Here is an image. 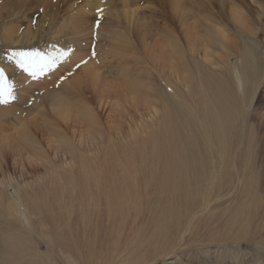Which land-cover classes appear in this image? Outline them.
Returning <instances> with one entry per match:
<instances>
[{"label": "bare ground", "instance_id": "6f19581e", "mask_svg": "<svg viewBox=\"0 0 264 264\" xmlns=\"http://www.w3.org/2000/svg\"><path fill=\"white\" fill-rule=\"evenodd\" d=\"M118 1L122 4V14L113 4ZM86 2L87 12L82 11V22L72 28L75 37L66 43L65 49L58 48L47 55L60 57L67 53L56 63H64L71 59L72 51L84 49L83 41L92 28L87 22L90 15L106 14L113 20V25L109 26L118 29L120 17L124 16L131 23L136 14L137 0ZM174 5L175 9L179 8L178 3ZM72 7L70 4L65 10ZM239 15L241 13L231 10L234 22ZM54 19L55 16L49 19V25H54ZM142 28L135 30L134 35L142 46H147L152 31L144 24ZM208 31L211 41L226 40L223 29L209 27ZM97 33L132 44L127 34L112 28H101ZM163 53L186 69L190 58L194 63L192 74L199 81L193 90L185 92V88L173 86L169 79L163 80L165 86L161 91L166 89L167 94L161 96L164 97L162 117L157 125L146 128L148 132L144 130L145 137H139L130 146L116 147L115 137L106 132L101 122V108L97 109L101 99L96 100L95 94V108L86 103L80 108L85 116L84 129L78 139L63 136V141L55 144L52 157L40 145L32 143V151L41 156L44 179L36 181L37 189L30 194L23 193L30 183L21 187L11 179L2 182L0 197L7 198L6 211L17 216L23 225L21 229L27 231L13 237L8 229L1 230L0 264H150L157 255L164 254L183 239V234L202 211L234 203L237 178L244 181L247 196L232 208L229 218L221 224L218 241L229 240L240 252L251 250L255 258L264 262V187L246 182L252 133H247L249 127L244 116L240 117V129L235 123L236 98L245 99V92L251 91L240 65L246 57L251 65L250 75L246 76L253 80L258 70L252 62L254 55L244 52L235 64L227 57L224 65L218 66L208 55L201 60L194 57L193 50L187 53L179 41H169ZM57 67L55 64L43 74L50 76ZM83 72L86 78L84 81L78 78L73 89L82 92L90 86L95 91L102 75L95 67ZM130 74L127 84L130 91H152L155 76L151 69ZM51 91H60L47 96L52 111L65 120L69 94L61 92L65 91L63 88ZM10 187L18 199L9 196ZM128 221L144 224L135 232L142 236L144 243L119 244V236ZM105 222L109 226L103 228ZM129 251L132 254L125 256ZM233 260V264L241 262L239 256ZM246 263L249 262L244 260L241 264Z\"/></svg>", "mask_w": 264, "mask_h": 264}, {"label": "rangeland", "instance_id": "374dc122", "mask_svg": "<svg viewBox=\"0 0 264 264\" xmlns=\"http://www.w3.org/2000/svg\"><path fill=\"white\" fill-rule=\"evenodd\" d=\"M86 1L0 0V69L4 70L6 80L13 86L15 96L9 103L0 104V192L3 191L2 182L7 179L21 187L30 183L31 186L23 191L24 194L37 189L36 181L44 179L42 174L45 170L40 164L41 156L32 151V143L40 145L52 157L55 144L63 141V136L78 139L84 129L85 112L80 111L84 103L95 108V101L101 99L97 107L101 108V122L106 132L115 137L116 147L130 146L139 137H145L144 130L148 126L151 128L157 125L162 117L164 97L161 96L167 94L166 89V92L161 91L165 86L163 80L169 79L173 86L185 88V92L199 81L192 74L194 63L190 58L186 69L185 65L164 55L163 50L169 41H179L187 53L193 50L194 57L198 59L203 60L208 55L218 66H223L227 57L235 64L244 52L254 55L252 62L258 70L253 80L247 77L251 65L246 57H243L244 62L240 65V70L245 72H241L242 76L251 91L245 92V99L236 98L235 123L240 129V117L244 116L249 127L247 133H252L246 182L263 188L264 0H137L134 19L130 23L124 16L120 17L118 29L111 26L113 20L108 15H90L87 22L92 28L83 41L84 49H70L71 59L56 63L58 67L50 76L40 74L38 78H33L17 66L14 60L8 59L14 51H38L47 56L58 48L65 49L68 45L66 43L75 37L72 28L83 20L82 11L87 12ZM174 3L179 4L178 9H175ZM70 4L73 7L65 10ZM113 4L122 14V4L119 1ZM231 10L241 13L237 22L232 20ZM54 16V25H49V19ZM143 24L152 31L147 46H142L134 35L135 30L143 29ZM209 27L223 29L226 40L216 38L211 41L208 36ZM101 28H112L127 34L132 44L97 33ZM89 67H95L96 72L102 75L99 85L95 91L89 86V90L78 92L73 89V83L78 78L84 81L86 75L83 70ZM145 68L151 69L155 76L152 91H130L127 85L130 73L134 75ZM62 88L65 91L61 92L69 94L65 102V113L68 114L65 120L52 111L47 96L48 93L58 94L60 91L51 90ZM239 164L240 159L237 160L238 168ZM235 185L234 203L216 205L202 211L183 234V239L176 242L175 247L165 250L164 254L157 255L150 264H233L235 256H239V264L244 260L248 264H264L255 258L251 250L245 249V252L244 246L240 252L239 247L231 241H218L221 237V224L229 218L232 208L247 196L248 189L244 181L237 178ZM8 191L10 197L18 199L12 187ZM5 203L8 204V201L3 197L0 200V237L4 228L13 237L18 232H26L21 229L23 225L17 216H11L6 211ZM31 217L34 219L35 215ZM102 224L103 228L109 226L107 222ZM141 224L144 226L141 222L128 221L119 236V244L144 243L142 236L135 233L139 226L142 227ZM250 251L252 256L251 253L249 256ZM125 254L129 257L132 251Z\"/></svg>", "mask_w": 264, "mask_h": 264}, {"label": "snow or ice", "instance_id": "6c2138e0", "mask_svg": "<svg viewBox=\"0 0 264 264\" xmlns=\"http://www.w3.org/2000/svg\"><path fill=\"white\" fill-rule=\"evenodd\" d=\"M67 53H62L60 57L46 56L38 51H14L8 57L10 61H15L16 65L22 68L33 78H38L46 70L53 68L56 60L62 59ZM15 99L13 86L8 83L3 69H0V104H7Z\"/></svg>", "mask_w": 264, "mask_h": 264}]
</instances>
